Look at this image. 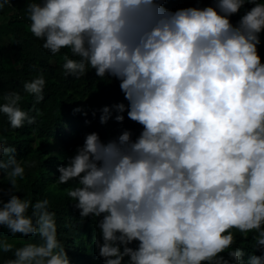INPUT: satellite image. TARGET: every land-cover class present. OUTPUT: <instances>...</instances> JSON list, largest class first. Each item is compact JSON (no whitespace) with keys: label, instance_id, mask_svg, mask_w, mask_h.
<instances>
[{"label":"clouds","instance_id":"9594fccd","mask_svg":"<svg viewBox=\"0 0 264 264\" xmlns=\"http://www.w3.org/2000/svg\"><path fill=\"white\" fill-rule=\"evenodd\" d=\"M167 2L26 0L28 31L41 47L74 57L63 53L66 77L94 70L119 81L127 104H101L100 123L127 117L141 126L138 135L124 129L105 142L96 132L73 133L62 119V138L50 142L72 156L60 158L49 188L68 185L62 191L80 221H97L103 264H264V255L244 259L234 247L237 234L252 233L255 250H264V0L174 11ZM5 7L12 0H0V12ZM46 84L43 71L23 83L33 97L27 111L21 92L0 94L11 129L44 115L36 105ZM34 167L0 136V181L9 185L0 186V229L39 237L16 247L0 234V259L12 253L2 264H71L51 200L18 195Z\"/></svg>","mask_w":264,"mask_h":264},{"label":"trees","instance_id":"16d2710c","mask_svg":"<svg viewBox=\"0 0 264 264\" xmlns=\"http://www.w3.org/2000/svg\"><path fill=\"white\" fill-rule=\"evenodd\" d=\"M210 5H213V0H168L164 6L174 11L180 8H203ZM251 7L252 5H245L246 9ZM25 8L26 0H12V7H5L3 12H0V94L10 91L21 92L24 95L21 107L26 111L31 109L33 97L23 93V83L43 71L47 81L44 90L45 99L36 107L41 109L44 115L38 118L36 124L25 125L15 130L10 128L7 117L0 116V136L17 148L18 159L36 162V167L27 170L26 180L21 184L22 194L18 195L32 199L47 197L51 200L52 210L56 212L60 239L65 243L71 264H103V259L98 255L94 244V237L99 236L97 221L91 217L83 222L80 221L79 212L72 207L66 193L62 191V188L68 185L49 188L59 175L57 167L62 162L60 158L72 156L70 153L63 154L59 149H54L50 138H62V129L59 128L62 119L71 126L73 133L86 135L96 132L105 142L118 136L124 129H130L134 135H138L141 126L127 119L126 113L123 124L117 123L114 119H110L106 124L100 123L101 104L105 102L106 106L121 102L127 104L120 90L119 81L100 80L94 70H89L87 76L79 80H75L72 76L66 77L62 69L63 53L68 52L70 58L74 57H71L68 49H62L61 54L57 56H52L43 49L42 42L28 31L29 21ZM243 12L242 9L239 14L231 17L233 24L239 21ZM260 39L259 55L264 62V33H261ZM77 108L82 109L87 115L74 111ZM30 114L34 113L30 112ZM49 153L56 155L48 158ZM0 183H3L0 186L4 188L9 186L6 179ZM65 225L69 226L65 227ZM0 234L9 240H16V247L22 246V239L33 241L39 239L38 236L12 237L7 229H0ZM252 235L250 233L248 239L244 240L237 234V244L234 247L244 249V259L253 252L256 255H264V250H255ZM223 255L228 259L227 253ZM11 258H13L12 253L3 254L0 264L3 260Z\"/></svg>","mask_w":264,"mask_h":264}]
</instances>
